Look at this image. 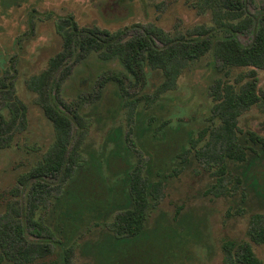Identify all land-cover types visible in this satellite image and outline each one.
Returning <instances> with one entry per match:
<instances>
[{"label":"rangeland","instance_id":"rangeland-1","mask_svg":"<svg viewBox=\"0 0 264 264\" xmlns=\"http://www.w3.org/2000/svg\"><path fill=\"white\" fill-rule=\"evenodd\" d=\"M203 1L0 0V77L8 71L12 89L27 108L25 126L13 132L8 147L0 148V223H5L12 205L29 241L53 245V254L35 264H63L70 246L69 264H225V241L249 242L251 216L264 214V149L254 146L257 153H251L245 162L228 163L225 195L217 197L208 193L215 184L213 171L193 154L188 164H182L180 154L202 129L209 131L199 146L210 131L221 128L211 114L210 87L220 77L233 84L251 68H231L224 78L217 70L221 63L214 55L216 40L232 36L241 46H251L264 17V0H244V12L253 18L254 27L231 35L228 28L214 23L211 10L201 5ZM64 19L79 29L97 28L112 34L127 29V39L147 37L159 48L162 44L147 35L146 28L157 27L173 41L184 42L199 41L197 31L204 28L214 45L182 71L174 90L151 105L142 98L152 95L162 83L160 70L146 67L144 79L137 82L120 62L101 61L96 53L78 63L69 60L73 65L60 85L59 98L89 123L79 150L81 162L70 178L58 175L19 185L20 177L43 160L55 140L54 127L28 83L62 50L56 24ZM105 72L127 76L125 91L112 81L99 89L98 81ZM256 81L264 95V69L256 70ZM4 102L0 93V115L9 120ZM262 105L243 113L238 127L264 139ZM65 114L72 119L70 113ZM81 130L72 121L71 149ZM241 142L247 144L244 135ZM133 171L151 181L162 179L165 196L150 211L139 238L120 241L109 226L131 206L128 176ZM37 182L45 193L36 218L54 229L61 245L56 239L36 240L29 234L25 215ZM14 189L17 192L10 193ZM178 208L181 211L176 215ZM241 208L243 214L238 213ZM252 248L264 264V244H252Z\"/></svg>","mask_w":264,"mask_h":264},{"label":"trees","instance_id":"trees-1","mask_svg":"<svg viewBox=\"0 0 264 264\" xmlns=\"http://www.w3.org/2000/svg\"><path fill=\"white\" fill-rule=\"evenodd\" d=\"M244 0H204L201 5L211 10L214 23L220 28H228L231 33H247L254 27V20L244 12ZM127 30V29H126ZM126 30L112 34L107 30L97 28L79 29L69 19L56 24V32L62 39V50L53 57L48 67L41 74L34 76L28 83V88L38 95V104L47 119L52 123L55 140L46 152L43 160L28 174L20 177L18 184L23 185L29 180H39L45 177L64 175L70 178L74 167L79 164V150L88 131L89 123L69 105L59 98L60 85L71 71V64L78 63L89 54L96 53L101 61L117 60L126 72L137 82L145 77V69L160 70L163 74L162 83L152 95L143 96L146 105L153 104L162 94L174 90L182 71L191 63L199 60L213 47L209 34L204 28L199 29V41H173L157 27H149L144 32L157 38L162 48L156 46L154 40L137 36L126 38ZM215 59L221 65L218 72L224 78L230 74L231 68H251L247 74L235 78V83L218 78L210 87V97L214 101L211 110L212 117L218 119L221 128L210 131L208 139L199 146L208 129L201 130L196 139L190 140V148L180 155L182 164L190 162V155L207 165L213 171L215 184L208 191L214 196L225 195L223 181L228 175V163L245 162L251 153H257L253 147L264 149V139L253 131H243L238 127L239 118L253 107L262 108L264 95L261 94L256 81V70L264 69V17L259 21L254 42L249 47L241 46L232 36L218 39L215 43ZM73 58L72 63H68ZM68 63V64H67ZM72 64V65H73ZM0 77V93L4 98V106L9 110L10 118L0 115V148L8 147L13 132L26 124L27 108L16 96L12 89V82L6 75ZM127 76L122 73L105 72L100 76L98 87L101 89L107 82H115L120 90L125 91ZM241 84L238 88L237 85ZM54 95L57 105L52 103ZM65 112L72 115L70 119ZM72 121L80 127L81 132L75 145H72ZM244 135L247 144H242ZM211 160V161H209ZM237 183L240 179L237 178ZM36 189L31 196L29 209L25 215V223L29 234L38 239H57L54 229L36 218V211L42 198V184L37 182ZM222 186V187H221ZM165 182L162 179L151 181L138 171L128 176V194L131 206L120 212L109 228L120 241H133L142 234L150 211L155 208L165 196ZM212 191V192H211ZM17 189L10 193H16ZM181 208L177 209L176 215ZM12 212L14 215H12ZM245 212L244 208L238 211ZM16 214V215H15ZM5 223H0V264H35L53 254V245L39 244L27 239L25 226L18 212L9 206ZM247 241H225V264H262L256 257L252 244H264V214L251 216L247 230ZM72 246L66 249L63 264H69Z\"/></svg>","mask_w":264,"mask_h":264}]
</instances>
